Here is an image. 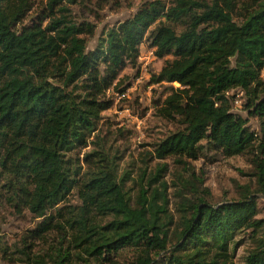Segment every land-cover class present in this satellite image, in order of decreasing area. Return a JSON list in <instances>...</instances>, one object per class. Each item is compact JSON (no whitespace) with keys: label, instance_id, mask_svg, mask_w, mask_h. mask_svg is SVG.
Returning <instances> with one entry per match:
<instances>
[{"label":"trees","instance_id":"trees-1","mask_svg":"<svg viewBox=\"0 0 264 264\" xmlns=\"http://www.w3.org/2000/svg\"><path fill=\"white\" fill-rule=\"evenodd\" d=\"M77 1L47 0L45 24L16 29L28 0H0V197L40 219L31 238L59 234L46 259L26 264H73L72 256L116 264L110 256L125 247L140 251L127 264H235L244 240L251 246L241 264H264V218L252 194L264 198V0H146L91 50L94 26L68 13ZM144 42L165 58L150 81L168 92L153 105L174 124L153 152L188 171L175 184L177 217L166 182L152 187L165 164L139 176L132 196L116 154L84 153L83 164H94L87 170L77 156L98 144L101 114L113 104L107 91H124L120 73L136 66ZM232 90L245 94L257 131L233 113ZM206 152L251 155L254 188L208 201L203 178L186 167ZM70 194L79 205L66 203Z\"/></svg>","mask_w":264,"mask_h":264},{"label":"rangeland","instance_id":"rangeland-1","mask_svg":"<svg viewBox=\"0 0 264 264\" xmlns=\"http://www.w3.org/2000/svg\"><path fill=\"white\" fill-rule=\"evenodd\" d=\"M145 1L78 0L75 4L67 3V7L71 18L80 22L88 21L94 26L93 35L85 37L87 49L91 50L104 36L106 30L131 16ZM48 14L47 0H28V8L23 11L15 28L20 29L39 22L45 24ZM234 19H239L237 14L234 15ZM164 59L155 57L153 49L147 42L140 45L136 66L125 67L120 73L121 87H125L124 91L122 93L113 89L107 91V95L113 99V104L101 114L102 118L98 124L99 139L94 140L98 144L88 143L85 148L78 151L77 156L81 160L83 169L87 170L93 169L94 164L89 161L83 164L84 153L99 149L97 146H103L109 153L116 154L117 175L124 174V188L132 196L136 191L135 181L139 176L143 174L146 178L154 176L157 168L165 164V170L158 172L161 176L152 187L159 186L160 181L166 182L169 210L177 217L175 207L178 199L174 196L175 184L179 175L186 176L188 171L182 164L177 163L174 157L158 159L153 152L155 144L174 129L173 122L156 115L153 105L155 100L162 99L168 92L167 83L152 84L150 81L151 75L159 71ZM260 76L264 77V68ZM228 95L233 98L231 108L233 113L244 117L248 121V126L257 131L258 121L249 116L247 109L249 102L245 94L239 90H232ZM250 160L251 155L248 153L224 157L206 152L202 158L187 160L186 167H190V170L203 178L204 186L210 193L205 197L214 204L237 198L244 186L250 185L252 189L254 188V178L251 176L253 167ZM252 194L256 196L259 210L257 217L264 218V198L259 193ZM66 200L70 206L79 205L75 194H70ZM104 220L106 219H102ZM39 222L40 219L33 217L26 209L15 208L0 197V264H26L36 255L47 258L51 249L56 248L59 234L57 231H51L43 238H31L30 232ZM250 246V242L244 240L236 248L235 264L242 263L243 256ZM2 250L6 252L3 253ZM21 251L29 253V258L22 255ZM139 255L140 251L133 247H125L110 256V263L127 264ZM85 260H88V264H95L93 259ZM72 262L85 264L84 261L75 259V256H72Z\"/></svg>","mask_w":264,"mask_h":264}]
</instances>
